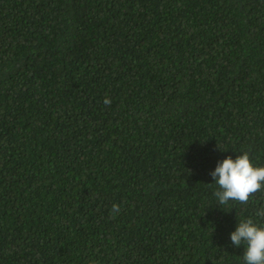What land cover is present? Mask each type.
I'll list each match as a JSON object with an SVG mask.
<instances>
[{"label": "trees", "instance_id": "16d2710c", "mask_svg": "<svg viewBox=\"0 0 264 264\" xmlns=\"http://www.w3.org/2000/svg\"><path fill=\"white\" fill-rule=\"evenodd\" d=\"M245 151L264 0H0V264H243L264 192L210 173Z\"/></svg>", "mask_w": 264, "mask_h": 264}, {"label": "clouds", "instance_id": "9594fccd", "mask_svg": "<svg viewBox=\"0 0 264 264\" xmlns=\"http://www.w3.org/2000/svg\"><path fill=\"white\" fill-rule=\"evenodd\" d=\"M104 103L109 104L110 99L106 98ZM210 175L218 186L214 196L219 205L247 204L257 192H264V167L253 165L247 151L235 159L229 156L218 162ZM119 210V205H112L113 218ZM256 216L264 219V207L257 210ZM230 239L233 246H245L243 264H264V224L252 218L240 220Z\"/></svg>", "mask_w": 264, "mask_h": 264}]
</instances>
